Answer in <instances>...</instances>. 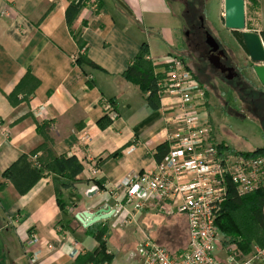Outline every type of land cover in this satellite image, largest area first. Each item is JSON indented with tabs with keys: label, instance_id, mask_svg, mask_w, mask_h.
Wrapping results in <instances>:
<instances>
[{
	"label": "crops",
	"instance_id": "1",
	"mask_svg": "<svg viewBox=\"0 0 264 264\" xmlns=\"http://www.w3.org/2000/svg\"><path fill=\"white\" fill-rule=\"evenodd\" d=\"M81 1L79 10H68L76 0H0V264H32L26 244L32 230L40 238L33 247L40 257L33 264H74L79 253L97 250L92 232L114 216L84 226L75 214L103 207L120 213L115 198L123 195L124 178L152 169L153 152L166 141L163 110L175 99L150 101L149 92L122 73L142 43L153 61L183 47L190 51L183 10L177 9L182 1L118 0L124 6L117 0ZM244 5L245 29L260 34L264 0ZM73 32L99 68L74 62L79 47ZM186 57L199 75L207 72L208 59ZM106 101L119 114L113 122L103 119ZM206 104L211 107L209 95ZM44 121L52 144L36 154L74 156L81 165L75 181L64 187L58 175L37 178L33 169L32 151L43 144L36 122ZM104 240L112 254L108 264H140L129 257L138 242L119 226H109Z\"/></svg>",
	"mask_w": 264,
	"mask_h": 264
},
{
	"label": "built area",
	"instance_id": "2",
	"mask_svg": "<svg viewBox=\"0 0 264 264\" xmlns=\"http://www.w3.org/2000/svg\"><path fill=\"white\" fill-rule=\"evenodd\" d=\"M153 62L164 65L154 70L157 94L175 99L163 110L168 148L152 169L124 178L123 195L115 198L120 213L114 210L112 215L122 224L133 222L137 212L145 209L183 215L187 244L175 258L141 231L142 238L129 257L140 264H264V247L254 246L244 253L232 243L219 249L222 238L215 225L230 186L240 196L264 187V152L245 154L231 147H220L221 141L205 107L202 84L179 57L169 55L163 61ZM103 109L111 122L118 119L111 102H104ZM33 159L38 166L35 155ZM91 171L94 173L96 169ZM39 241L38 234L30 231L26 244L30 247L32 264L40 257L39 251L33 249ZM47 247L51 249L52 245ZM219 250L222 256L218 255Z\"/></svg>",
	"mask_w": 264,
	"mask_h": 264
},
{
	"label": "trees",
	"instance_id": "3",
	"mask_svg": "<svg viewBox=\"0 0 264 264\" xmlns=\"http://www.w3.org/2000/svg\"><path fill=\"white\" fill-rule=\"evenodd\" d=\"M79 1L80 0H78L77 2H72L68 7V10L71 7H73V9L76 8L77 10H79L82 7L81 2ZM180 1L184 3L185 7L181 13L185 29L189 28L191 31L195 32L194 30H196L197 26L200 25L199 17L201 16V9L204 8L205 0ZM198 33H201V31H198ZM72 34L79 47V52L76 55L74 62L79 66L88 65L92 68H99L97 64H95L86 56V44L79 36V33L73 32ZM260 36L264 43V30L260 33ZM240 37L243 43L241 32ZM229 60L231 61V58H229ZM163 66V64H155L152 61L149 56L147 44L142 43L138 52L128 62L125 70L122 73V76L128 80L136 82L145 92H149L148 99L150 101H153L159 97L155 87L157 76L155 75L154 70ZM192 68L193 67L190 66L187 67L192 75L205 88V99H207L209 95L208 84L212 81V78L207 72L205 73V71L200 70L199 75V73L195 72ZM202 76L204 78H202ZM218 76L221 77V74H218ZM201 78L203 81L201 80ZM225 82H227L233 90H237L238 92H240L242 96V99L240 100H250L251 104L255 108L254 112L256 113V117L261 121L264 130V92H258L259 90L255 89L250 90L249 85L241 78V76H239L237 80H226ZM15 92H17V88L13 90L12 94H15ZM242 93H244V95H246L249 99L243 98ZM260 96L263 97V100ZM206 105L209 111L208 113H210V106L208 104ZM103 119L107 120V122H110V119L107 116H104ZM48 128L49 122H36V130L42 136L43 144L39 147V149L32 151V155L36 156V162L38 164V166L34 164L33 169H36L35 172L37 174V178L42 177L46 174V172H52L58 175L59 177H61V180L58 182V184L61 185V187H64L67 186V184H65V181H75L76 175L81 171V165L74 156L62 155L57 157H42L36 154L40 149L48 152L49 146L52 144V139L48 134ZM220 147L228 148L230 146L224 142H221ZM167 148L168 145L166 141L156 146V149L153 152V156L156 162L161 160L164 153L167 151ZM263 152L264 146L256 147L252 150L244 151L243 153L260 154ZM117 153L118 152H114L110 154V156H115ZM8 170L9 168L4 172V175L7 174ZM94 181L100 187L102 186V180ZM59 198L60 197L58 193V202L60 200ZM215 225L221 232L222 236H224L223 242L226 246L234 243L244 253L250 252L253 248L252 246L255 244L259 247H264V187L240 196L236 193L234 188L230 186L228 188L227 198L222 204L219 214L215 220ZM107 231L108 229L106 226H98L97 229L92 232V235L99 244L98 249L95 251H86L84 253H79L75 257L74 264H108L112 259V254L106 251L104 235ZM152 240L158 245L163 246L169 252V254L175 258H178L182 254L187 244L186 241L185 247L181 251L177 252L172 251L166 245L159 243L153 238Z\"/></svg>",
	"mask_w": 264,
	"mask_h": 264
},
{
	"label": "rangeland",
	"instance_id": "4",
	"mask_svg": "<svg viewBox=\"0 0 264 264\" xmlns=\"http://www.w3.org/2000/svg\"><path fill=\"white\" fill-rule=\"evenodd\" d=\"M178 4L177 9L181 12L180 10H184L185 7L183 3L178 2ZM204 7L205 8L201 9L202 12L199 17L203 24L204 37L210 34L216 42L218 41L220 43L222 49L226 51V55L231 58L233 70L236 74L238 72L239 76L247 82L250 90L255 89L259 90L258 92H264V87L260 84L253 71V65L255 63L250 60L241 41V31L228 29L224 25L223 5L219 6V0H206ZM187 32V41L191 43L194 37L193 31L187 28ZM181 45L182 43L180 41V46ZM187 55H189V57L191 56L190 60H193L197 58L198 52L194 48H191L188 52L186 47H183V49H181L180 52H176L174 56L179 57L184 62L185 66L188 67L190 66V61L187 60ZM206 66L207 70H205L212 78V81L208 84L209 104L212 107H210V113L217 139L220 141L223 140V142L228 144L231 148L240 151H248L256 147H263L264 130L261 121L256 117L254 106L251 104L250 100H240L242 99L240 92L233 90L228 83L225 82L226 80H237L238 76L232 75L230 79L223 77L222 80V75L221 77L218 76V74H222L221 72L219 73L210 63H207ZM213 71L216 74H214ZM242 94L243 98L249 99L244 93ZM260 97L263 100V97ZM206 110L208 111L207 108ZM113 225H117L123 229L135 242H139V238H142V234L146 232V234H149L154 240L166 245L172 251H181L185 247L187 241L186 219L180 214L165 215L145 209L137 212L133 222L122 224L119 218L115 219L114 217L107 226H104L108 229L109 226ZM219 233L222 240H224V236H222L220 231ZM222 240L218 242L219 249L224 245ZM254 246L259 247L256 244L252 247ZM218 255H223L220 253V250L218 251Z\"/></svg>",
	"mask_w": 264,
	"mask_h": 264
},
{
	"label": "water",
	"instance_id": "5",
	"mask_svg": "<svg viewBox=\"0 0 264 264\" xmlns=\"http://www.w3.org/2000/svg\"><path fill=\"white\" fill-rule=\"evenodd\" d=\"M118 2L121 6H124L120 1ZM244 9V0H224V25L228 29L241 31L242 40L249 58L255 63L253 71L260 84L264 87V43L259 33L245 29ZM206 37L212 49L217 50L219 45L215 39L210 34H207ZM221 53L222 50H219V54ZM228 70L231 71L232 69L228 68ZM229 77L231 78V75ZM113 212L114 210L110 207H103L99 208L95 213H76L75 218L82 225L88 226L96 221L110 218Z\"/></svg>",
	"mask_w": 264,
	"mask_h": 264
},
{
	"label": "flooded vegetation",
	"instance_id": "6",
	"mask_svg": "<svg viewBox=\"0 0 264 264\" xmlns=\"http://www.w3.org/2000/svg\"><path fill=\"white\" fill-rule=\"evenodd\" d=\"M194 31H195V32H193L194 37L191 40L192 45L190 42H189V44H190L191 48H194L195 50H197L199 58L200 59H202V58L208 59L213 68L214 67L218 68L215 65L221 67L220 69L223 70V72H221L222 73L221 74L222 80H223V77L230 79V77H229L230 75L231 76L236 75L239 77L238 72L236 74L235 71L233 70V68H232L233 66L231 64V61L229 60V57L226 55V53L225 52L223 53V51H222V53L219 54L220 45L218 46L217 50H213L211 45L207 41V37L206 36L204 37L202 21H200V25L197 26L196 30H194ZM198 31H201V33H198ZM228 68H231L232 70L229 71ZM199 69H201V68H199Z\"/></svg>",
	"mask_w": 264,
	"mask_h": 264
}]
</instances>
